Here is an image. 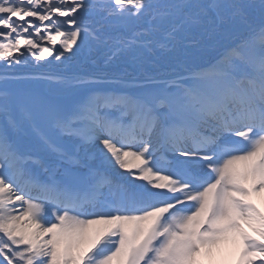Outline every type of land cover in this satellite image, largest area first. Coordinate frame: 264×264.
<instances>
[{"label":"snow or ice","instance_id":"obj_1","mask_svg":"<svg viewBox=\"0 0 264 264\" xmlns=\"http://www.w3.org/2000/svg\"><path fill=\"white\" fill-rule=\"evenodd\" d=\"M97 51L140 74L60 71ZM232 257L264 264V0H0V264Z\"/></svg>","mask_w":264,"mask_h":264},{"label":"bare ground","instance_id":"obj_2","mask_svg":"<svg viewBox=\"0 0 264 264\" xmlns=\"http://www.w3.org/2000/svg\"><path fill=\"white\" fill-rule=\"evenodd\" d=\"M245 35H246V31H240V32L233 33L232 37L229 40L225 41L224 44L228 45V44H231L233 42H236L240 39H243ZM206 53L208 54V52H206ZM211 53L214 55L213 52H211ZM81 60H83V59H81ZM90 67H92V66H90ZM94 67H95V65H94ZM81 69H83V68H81ZM235 260H236V257H232L229 261V264H235Z\"/></svg>","mask_w":264,"mask_h":264},{"label":"rangeland","instance_id":"obj_3","mask_svg":"<svg viewBox=\"0 0 264 264\" xmlns=\"http://www.w3.org/2000/svg\"><path fill=\"white\" fill-rule=\"evenodd\" d=\"M25 147L27 148V147H30V145H25Z\"/></svg>","mask_w":264,"mask_h":264}]
</instances>
